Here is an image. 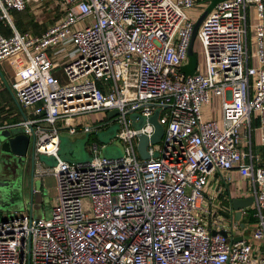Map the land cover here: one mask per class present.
<instances>
[{"label": "built area", "instance_id": "1", "mask_svg": "<svg viewBox=\"0 0 264 264\" xmlns=\"http://www.w3.org/2000/svg\"><path fill=\"white\" fill-rule=\"evenodd\" d=\"M197 2L62 0L63 17L30 35L11 19L29 0H0L12 30H0V63L25 55L31 67L12 85L30 117L0 131L22 128L36 158L58 159L37 174L57 179L52 218L0 221V264H264V161L242 148L255 120L264 147V0L218 3L196 36L204 63L187 76ZM216 97L221 118L205 120ZM114 110L122 158L101 157L98 144L88 163L58 157L63 130L97 134L108 122L77 126L81 117ZM156 111L164 135L144 160L138 136L152 139ZM233 170L251 183L254 242L236 241L244 229L216 215L208 195L212 177Z\"/></svg>", "mask_w": 264, "mask_h": 264}, {"label": "rangeland", "instance_id": "2", "mask_svg": "<svg viewBox=\"0 0 264 264\" xmlns=\"http://www.w3.org/2000/svg\"><path fill=\"white\" fill-rule=\"evenodd\" d=\"M34 0H30L29 4L32 8L36 5L40 6L41 8H35L36 11L39 12V15H42L43 12L45 15L47 7L54 3L53 13L49 11L47 17L49 20L50 26L53 23V19H56L57 16L60 14V5H63L62 0H47L49 1L48 4L45 0H40L38 3H34ZM223 0H200L196 3L194 8L189 12L190 19L196 24L198 20L207 13V16L212 11L213 7ZM55 2L60 3L59 6L55 8ZM30 9V7L28 8ZM33 13V12H32ZM43 15L41 17H43ZM64 15V14H63ZM60 17V16H59ZM58 17V18H59ZM63 17V16H62ZM61 17V18H62ZM54 21V22H55ZM252 32V31H251ZM252 36V33H251ZM71 49V48H69ZM254 50V48H252ZM194 51V61L193 64L196 65L204 63V55H203V48L198 40L195 39L193 45ZM64 62V61H62ZM189 64V63H188ZM183 67L182 71L185 75L190 74V67L189 65ZM194 68V66H192ZM221 107V99L213 98L209 106H206L203 109L205 114V120H211V118L218 116V111ZM108 114L104 112H98L93 114H88L86 116L81 117L80 122L77 126L82 125L84 127H95V125L99 124L102 121L108 122L97 134H86V133H79L77 135H70L68 131L63 130L60 133V140H61V147H60V154L61 158L65 162H69L70 159L67 157L68 153L74 151L75 163H88L91 162L94 155L92 152V146L94 144H98L100 147V156L106 157L109 159H120L125 155V145L124 143L118 139V134L121 130V126L116 122H111L108 120ZM161 141V140H160ZM159 141V142H160ZM3 156V152L1 151L0 145V162ZM11 161L18 165V159L15 157L11 158ZM23 162L29 164L31 167L35 164L36 167L41 166L45 171L53 168L56 165L53 158H49L46 156H39V158L34 163L33 161V146L29 148L28 155L26 158L23 159ZM69 162V163H74ZM18 167V166H17ZM18 175L20 180L18 182V190L15 194L14 201H13V208L11 211H3L0 212V221H5L11 219L12 217H20L27 214H32L33 218L36 220H50L52 218V211L55 205L54 199L57 195V179L52 175H43V176H33L31 170L27 171L24 170V167L18 168ZM17 188V183L14 186V189ZM34 191V193H33ZM243 195L251 194V188L241 190ZM31 199H33L31 203ZM91 202L89 199L84 201L85 209H89ZM248 209L254 210L253 206L249 207ZM246 209V210H248Z\"/></svg>", "mask_w": 264, "mask_h": 264}, {"label": "crops", "instance_id": "3", "mask_svg": "<svg viewBox=\"0 0 264 264\" xmlns=\"http://www.w3.org/2000/svg\"><path fill=\"white\" fill-rule=\"evenodd\" d=\"M39 1L40 0H34L33 2L38 3ZM45 1L47 2L46 4L49 3V1ZM199 1L200 0H198V2ZM38 5L33 8L28 5V8L30 7V9L27 8V10L24 12L11 13V19L15 28L19 32L28 33L30 35H40L50 26L51 23H49V20L46 22V20L48 19L47 16L50 15L49 11L53 13L54 3L47 7L45 15H43V12V17H41L42 15H39V12L35 10V8H41ZM59 5L60 3L55 2V8ZM60 11V17L57 16V21H55L56 19H53V23L58 22L63 16V5H60ZM0 30L6 36H10L12 34L10 27L5 26L3 23H0ZM30 69L31 67L29 65V61L25 55H15L5 62L0 63V126L16 125L30 117L29 110L24 108L18 102L15 92L12 89L13 83L17 80H21ZM56 76L61 82H65L64 75L60 70L56 72ZM220 118L221 110L218 111L217 118L213 117L211 119ZM242 148L246 152H249L250 150L252 151L253 155L255 156L254 162L257 165L264 161V147L261 146L260 142L258 121H253L251 146L247 144V139H244ZM25 169L27 171L31 170L32 174L34 172V176H37L38 172L43 170L41 166H35L34 169L33 166L31 167L29 164L25 165L24 170ZM216 185L223 187L224 190L221 194L215 192ZM248 187L251 188L250 181L243 179L237 170L216 173L211 179V187L208 190V195H210V197L213 199L216 215L219 214L224 218L225 221H237L236 212L233 208V201L235 199H246L251 197V194L243 195L241 192V190L248 189ZM253 213V210L248 209L242 214L239 225L241 229L244 230L242 235L238 236L236 239L241 238L242 236L243 239L254 242L252 233L253 229L255 228L256 221L253 217Z\"/></svg>", "mask_w": 264, "mask_h": 264}, {"label": "water", "instance_id": "4", "mask_svg": "<svg viewBox=\"0 0 264 264\" xmlns=\"http://www.w3.org/2000/svg\"><path fill=\"white\" fill-rule=\"evenodd\" d=\"M206 16H207V13H205L198 20V22L195 24V27H194V32H193L191 45H190V49H189V62H188L189 64L188 65L190 67V74L188 76L193 75L196 71L197 65L195 67V65L193 64V62H195L194 61L193 45H194V42H195V39L197 36V32H198L202 22L206 18ZM192 66H194V68ZM118 113L119 112L117 110H114L108 114V117L110 119H113L118 115ZM158 115H159V111H156L155 115L149 119V122L152 123L156 129L155 134L152 137V139L149 140L144 135L138 136V151L141 155V158L144 160H147L150 158L149 153H148L149 143L150 142L153 144L158 143L164 135V128L158 122ZM131 118L133 120H135L137 118V116L132 115ZM145 123H146V120L144 118H142L141 121L136 124V127L140 128ZM0 144H1V151L3 152V156L1 158V160H3V161L0 162V170L2 168H8L10 166L14 169V177L12 179H9L7 183H4L2 185L0 184V188H1V191H0V212H3V211H11L13 208V201H14L15 194L17 193L18 182L20 180V177L18 175L17 170L19 167H25L23 159L27 157L29 148L31 146H33V150H34L35 139L27 136L24 133L22 128L17 127V128H13V129L1 130L0 131ZM60 147H61V144H60ZM60 152L61 151L59 150L58 157L62 160ZM39 156H46V155H39ZM39 156L36 158L34 153H33L34 163L39 158ZM12 157H15L19 160L17 162L18 165H16L15 161L14 162L11 161ZM46 157H49V156H46ZM67 157L70 159L69 162H74V157H75L74 151H71L70 153H68ZM49 158H53L54 162H56V165L58 164V159L56 157H49ZM73 164H77V163L74 162ZM33 168L35 169V164L33 165ZM32 171H34V170H32ZM33 176H34V172H33ZM16 183H17V188L14 189V186L16 185ZM33 193H34V191H33ZM32 201H33V199H31V203H32ZM252 203H253V197H249L246 199H235L233 201V208L236 212L237 221H240V218L243 214V210L251 207ZM241 240H242V238L236 239V241H241Z\"/></svg>", "mask_w": 264, "mask_h": 264}, {"label": "flooded vegetation", "instance_id": "5", "mask_svg": "<svg viewBox=\"0 0 264 264\" xmlns=\"http://www.w3.org/2000/svg\"><path fill=\"white\" fill-rule=\"evenodd\" d=\"M14 177V169L10 166L8 168H2L0 170V184L7 183L9 179ZM1 191V188H0Z\"/></svg>", "mask_w": 264, "mask_h": 264}]
</instances>
